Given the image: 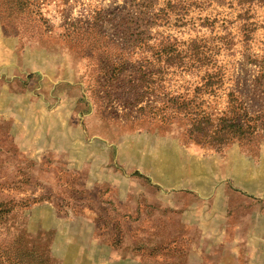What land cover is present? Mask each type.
<instances>
[{"label": "rangeland", "instance_id": "1", "mask_svg": "<svg viewBox=\"0 0 264 264\" xmlns=\"http://www.w3.org/2000/svg\"><path fill=\"white\" fill-rule=\"evenodd\" d=\"M164 43L166 60L153 50ZM261 84L264 0H0V116L59 108L66 114L46 119L47 132L60 120L78 153L92 140L98 159L72 162L71 143L23 151L19 119L0 117V264H195L182 236L190 228L163 204L194 198H160L139 171L199 160L217 180L240 164L233 180L205 182V194L226 190L233 223L264 216V194L236 189H264ZM224 120L241 128L212 143L188 138L211 139ZM121 173L158 197L140 198L135 213L107 182Z\"/></svg>", "mask_w": 264, "mask_h": 264}, {"label": "crops", "instance_id": "2", "mask_svg": "<svg viewBox=\"0 0 264 264\" xmlns=\"http://www.w3.org/2000/svg\"><path fill=\"white\" fill-rule=\"evenodd\" d=\"M15 113L8 112L0 117H8L19 119L15 121V126H22L21 131L13 132V139H18L20 149L31 154L48 150H57L64 148V145L71 143L74 147L72 151V162H78L80 165L94 168L98 161L97 157H93V141H85L87 153L82 156L78 153L80 148V139L69 137V132L65 130L61 132L60 120L56 121V126L52 132H47L49 128L46 119L57 117L60 119L65 111L61 109L51 110V112H44L41 114L39 110H34L32 113L22 109ZM72 114V113H70ZM44 115V116H43ZM71 116V115H70ZM28 119H30V122ZM48 127V128H47ZM62 134V135H61ZM74 141V142H73ZM64 144V145H63ZM79 154L80 158L77 157ZM88 156V157H87ZM68 157V156H67ZM82 158V160H81ZM148 160V159H147ZM198 160V159H197ZM199 161V160H198ZM195 167L192 163L182 162L180 164L169 163L165 161L163 167V174L158 175L157 165H151L150 161L146 163L143 175L147 182L153 186H159L161 189L156 191L160 194V198L170 196L174 193L188 194L193 199L189 206L181 205L180 202L172 205L173 201L164 200V208L168 213L180 212L182 223L188 225L189 231H185L182 235L187 241V247L190 254L189 261L195 264H201L212 256L216 264H264V260L259 259L264 253V216L260 210L256 215L249 214V217H240V221L233 223L230 217L229 207L226 205V190H216L212 193L205 194V182H211L213 179L206 175L202 161ZM146 162V161H144ZM143 162V163H144ZM239 163H241L239 161ZM145 164V163H144ZM229 162L224 168V173H219L217 182L226 183L228 178L233 180L240 172V164L231 167ZM234 168L235 170H232ZM136 170V169H134ZM234 173V174H233ZM115 176V175H114ZM131 179L121 173L115 179H107L108 183L115 187L118 198L131 199L135 213H139L138 200L140 198L158 197L157 194L146 189H137L142 187V181L137 176L130 175ZM132 187V190L130 188ZM128 188V189H127ZM236 189L244 195L252 196L255 199H262L264 194L263 187L256 188L252 191V186L244 187L237 186ZM247 190L251 191L248 192ZM249 193V194H248ZM166 199V198H165ZM171 199V198H170ZM168 203V204H167ZM145 207V206H144ZM167 225V222H165ZM256 231V232H254ZM143 243H140V246ZM159 243H145L150 248L155 247ZM153 251V250H150Z\"/></svg>", "mask_w": 264, "mask_h": 264}, {"label": "trees", "instance_id": "3", "mask_svg": "<svg viewBox=\"0 0 264 264\" xmlns=\"http://www.w3.org/2000/svg\"><path fill=\"white\" fill-rule=\"evenodd\" d=\"M9 1L10 2H14L16 4H21V2H22V0H9ZM168 48H169V46H167V44H165V43L162 45V47L160 49L157 48V47H153L154 54L156 55L157 58H160V56L161 57L164 56V59L166 60L169 57L168 55H166L167 54V50L166 49H168ZM198 60H200V59H198ZM109 64L110 65H108V66L114 67L113 66L114 63H109ZM144 78H145V75H140V76H138L136 78V80L137 81H143ZM257 79H259V78H257ZM261 88L262 89H260V92L262 94H264V84H261ZM234 123L235 122L229 123L227 120H224V122H222L221 124H219V125L216 126V129L213 132V136H211V139H207V138H209L210 135H207L208 137H206L205 139H201L202 137L201 138H197L196 136H193L191 133H189L190 137L188 135V138H192L195 141V143H201V144L202 143L204 144L205 142L206 143H212L213 141L217 140L218 137L223 136L224 134L226 135V133H228L230 130H234V129L236 130L237 128L238 129L241 128V124H239V123L238 124L237 123L234 124ZM201 124H202V122H198V123L197 122H194L193 125H192V127L193 126H196V127H194L193 130H196V132H202V135H206V132H204L202 128L198 127ZM192 127H191V129H192ZM191 136H193V137H191Z\"/></svg>", "mask_w": 264, "mask_h": 264}]
</instances>
